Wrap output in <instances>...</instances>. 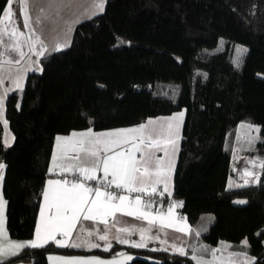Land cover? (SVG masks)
I'll return each mask as SVG.
<instances>
[{
	"label": "trees",
	"instance_id": "trees-1",
	"mask_svg": "<svg viewBox=\"0 0 264 264\" xmlns=\"http://www.w3.org/2000/svg\"><path fill=\"white\" fill-rule=\"evenodd\" d=\"M88 17L73 25L65 47L38 57L42 71H27L22 91L5 95L12 133L7 146L0 137L7 234L32 233L56 133L126 126L183 108L172 175L179 213L190 224L210 213L202 241L244 238L250 264H264V167L256 184L225 188L237 121L260 129L248 153L264 162V77L251 72L264 53V0H105L104 11ZM219 38L244 47L238 63L227 46L204 50ZM118 249L132 253L125 264H196L186 252L119 244L95 251ZM51 251L86 252L48 243L5 261L47 264Z\"/></svg>",
	"mask_w": 264,
	"mask_h": 264
},
{
	"label": "snow or ice",
	"instance_id": "snow-or-ice-1",
	"mask_svg": "<svg viewBox=\"0 0 264 264\" xmlns=\"http://www.w3.org/2000/svg\"><path fill=\"white\" fill-rule=\"evenodd\" d=\"M105 0H97L93 4L96 9L92 15H97L99 12L104 11ZM13 0H7V5L3 9V17H0V23L3 22V18L6 17L11 22L14 13L12 11ZM54 0H50L49 7H53ZM26 8V3L25 6ZM39 10L44 12L43 6H40ZM24 18V28L26 32L20 31L19 27L13 28L9 33L8 27L5 25L0 28V45L5 46L4 51H0V73H3L5 66H8L10 72L11 66L18 65L25 57V53L22 51L23 45L27 44L29 50H34L37 43L41 45L40 51L37 53L39 56L45 54V48L43 41L39 36L36 35L35 29L32 27L31 17L26 11L22 10ZM89 19L91 17H88ZM37 24L41 23V18L37 17ZM8 39L5 41L4 37ZM23 37V41H21ZM66 45H58L55 49L60 51ZM17 53L19 59L7 58L8 53ZM42 71V69H40ZM3 82V77L0 76V83ZM17 89L23 90L22 84L17 78ZM11 91V89H10ZM6 97L0 96V114L3 113V105ZM19 107V104L17 105ZM184 113H178L173 117H169L166 120L167 126L160 124L157 126V121L148 120L147 123H142L136 127L126 129H116L107 132L96 133L92 128H89L85 132L76 133L73 132L72 136L77 137L73 141H68L67 137L57 136V147L62 153L67 154L68 152H74L77 157L83 156V163L90 162L92 167H78L76 170L79 171L80 175L86 181L96 180L97 177L95 172L97 171L100 164L103 165V173L105 177L111 175V179L105 184L97 186L95 188L88 187L82 182H70L68 180H49L48 185L51 187H45L43 191L45 205L49 209L48 215H45V208H41V219L36 226L35 238L29 241L19 242L11 239H5V219H4V205L6 202L0 198V264L10 257L20 256L22 252L27 248H43L50 241H54L57 246L65 247H80V244L69 245L67 241L58 240L56 234L60 233L63 236H69L72 229L76 227L77 221L83 217L84 220H99L101 223H107L109 216H115L116 212H122L129 216H136L149 220L152 223L156 217H150L148 212L142 210L144 202L141 196L137 195L135 201H130L127 196L113 193L112 191H102L101 188L111 189L114 185L116 189H124L130 193H144L151 196L156 193L155 186L152 187L151 192L147 190L148 184H159L163 180L167 179V170L163 167V161L159 157L153 158L154 153L152 149L159 150L161 141L165 144L172 145L173 149L178 151L177 141L179 139L178 129L182 122ZM175 121V123H173ZM5 127L7 121H4ZM250 129L251 125H248ZM257 133L260 129L255 128ZM260 137L256 136L249 140L251 145L255 140H259ZM66 141L65 144L61 145L60 141ZM132 142L133 147L131 149H125V145ZM147 148L148 151H144ZM119 149V150H118ZM111 153V154H109ZM136 153H140L137 158ZM165 154L167 152L165 150ZM57 160L56 154H53V161ZM64 172L69 171L68 167L63 164L58 165ZM264 167V162L261 163ZM5 166L0 164V169ZM53 169H49L51 172ZM246 175H250L258 179L255 173L245 170ZM0 179H2V173H0ZM247 183V181H245ZM137 185H140L139 187ZM231 187V185H230ZM165 191H167V184L165 183ZM94 192V197L92 193ZM118 199L119 204L114 203ZM238 203H246L245 201H238ZM135 207H130L131 205ZM172 205L169 207V217L172 215ZM147 207H151L148 204ZM54 209V212L52 211ZM161 222H164L163 217L160 218ZM168 226H173L171 220H168ZM176 230L186 231L185 227H179ZM120 231H128V229H120ZM89 236L93 235L92 232L88 233ZM150 238V237H149ZM100 240H107V235H100ZM118 239L119 243H129L124 239ZM145 237H141L140 243H135L132 246L137 248L145 247L146 244L143 242ZM245 246L247 240L242 242ZM90 247H100L99 244L90 243ZM110 244L105 247V251L108 250ZM227 247V246H226ZM175 249V245H173ZM181 255H184L183 249H176ZM205 252L209 249L205 248ZM219 249H211L213 260L218 259L216 253ZM230 254L229 260H231ZM197 261V264H213V261H205L202 258H198L195 254L191 257ZM53 259V257H49ZM63 259V258H57ZM132 259L131 256L128 257ZM66 264H106L105 261L99 260L96 257L91 258L90 261L83 260L80 258H72L66 261Z\"/></svg>",
	"mask_w": 264,
	"mask_h": 264
},
{
	"label": "crops",
	"instance_id": "crops-1",
	"mask_svg": "<svg viewBox=\"0 0 264 264\" xmlns=\"http://www.w3.org/2000/svg\"><path fill=\"white\" fill-rule=\"evenodd\" d=\"M19 1H20V5L18 6ZM23 1L24 0H13L12 11L17 12L18 14L20 11V6ZM27 1L25 0V2ZM35 1L36 0H32L33 3ZM6 5H7V0L3 5L0 17H3V9ZM16 7H19L18 11ZM18 15L20 20V13ZM5 20L8 19L6 18ZM4 26L5 25L3 24V22L0 23V28H3ZM20 26L21 23L17 25V27H19V29L22 30ZM43 29L44 28H42L41 30L42 34H44L46 37H49L51 29L49 31H47V29L44 30ZM10 30L11 29L8 28L9 33L11 32ZM4 39L5 41H7L8 37L5 36ZM21 41H23V37H21ZM4 50H5V46L0 45V51H4ZM25 51L26 49L23 50L24 53ZM37 57H39V55ZM7 58L19 59V57H17V55H15L14 52L8 53ZM30 68L31 65L30 62L27 60V56L24 57V59L21 61L20 64L11 66L10 72L8 70V66H5L4 72L0 73V76L3 77V82L0 83V96L5 97L6 93L10 92V89L11 91L13 89H17L16 84L18 77H19V82L23 86L25 75L27 71L31 70ZM181 112H183V108L171 111L170 113L167 114L147 116L144 120L136 124L120 126V127H112V128H103V129L92 128V129L96 133L107 132L116 129H126V128L136 127L142 123H147L148 120L157 121V126H159L160 124H164V126L166 127L167 118L173 117ZM3 116H4V105H3V113L0 114V119H1L0 122L2 123H4L6 119L4 118L3 120ZM173 123H175V121H173ZM181 123L178 129V135H179V139L177 141L178 148H179V140L181 134ZM248 125H251L252 128L250 129L249 127H247ZM89 128L91 127L88 126L84 128L71 129L65 133H56L54 135L51 144V150H50L48 162H47L46 175L43 179V184L41 187L39 201L35 213L32 233L30 237L27 238H14V237H10L6 231L5 239L24 242L35 238L36 226L41 219V215H40L41 208L42 207L45 208V215H48L49 213V209L45 205V200L43 195V191L45 187H51L48 185L49 180H68L70 182L79 181L85 183L88 187L95 188L97 187V185L93 183L97 181H102L106 183L108 180L111 179V175H109L108 177L104 176L103 165L100 164L97 171L95 172L97 179L92 181L84 180V178L80 175L79 171H77L76 169L78 167H92V164L90 162L83 163L82 161L84 158L82 155L77 157V154L74 152H68L67 154H65L62 153L61 150L57 147V139H56L57 136L67 137L68 141L70 142L77 139V137L72 136L73 132L76 133L85 132ZM255 128H257L256 124L245 120H239L236 122L234 126L233 138L230 146L231 160L229 164V173L225 178V188L237 187L243 184H256L258 182V179H256L253 176L246 175L245 173L244 176H241L240 174H237L233 171V166L235 161L240 157H244L245 160L247 161L246 169L249 172L255 173L259 178V169L261 167V160L256 155L248 153L252 149L256 141L255 140L251 145L249 144V140L257 136V132L255 131ZM8 139L9 141L11 140V135L7 137V140ZM65 143L66 141L64 140L60 141L61 145ZM124 147L125 149H131L133 147L132 142H129V144L125 145ZM165 150L167 152V155L165 154ZM144 151H148V149L145 148ZM152 151L154 153L153 158L155 159L159 157L160 159H162L163 167L167 170L166 180H163L161 183L155 185L150 183L147 186V188L149 187L152 188L153 186H155L157 190L161 191L162 199L160 200L159 205L155 207L151 200L148 199L146 200L141 197L142 201L144 202V205L142 206V210L148 212L150 214V217H156V219L153 220L152 223H149V220L138 218L136 216H129L122 212H116L114 217L109 216L107 218V223H101L99 220H84L83 217L81 216V218L76 223V227L72 229V232L69 236H63L60 233H57L56 238L58 240L67 241L69 245L80 244L81 245L80 247H71V246H65V247L78 248L86 252L51 251L48 252L45 256V260L47 264H66V261L72 258H80L83 260L90 261L91 258L93 257L105 261L106 264H125L129 260L128 257L129 256L132 257V253L127 250L118 249L115 252H111V253L97 252L95 250L105 251L104 250L105 247H107L109 244L110 247L115 244L133 247L132 246L133 244L141 242L142 236L145 237V240L143 242L146 244L145 246L146 248L162 249L169 252H179L176 249H183V251L188 253L190 257H192V255L195 254L198 258H202L205 261H213V264H250L252 262L253 256L246 251V247L242 243L243 241H245L244 238H241L235 245H233L230 241L224 239H219L214 244H208L199 238L200 232H202L210 223L212 219V215L208 212L202 213L198 217L195 223L190 224L185 218V216L179 213V206L181 204V199L172 195V175H173V170H174L178 151L174 150L172 145L165 144L163 140L161 141L159 150L152 149ZM54 153L56 154L57 157V160L55 162L53 161ZM136 156L137 158H139L140 153H136ZM0 164H3L1 159H0ZM60 164H63L65 167H68L69 171L67 172L62 171L61 167L58 166ZM50 168L53 169L51 172L49 171ZM2 171L3 169H0V173H2ZM245 181H247V183H245ZM165 183L167 184V191H165ZM137 186L139 187L140 185ZM101 190L110 191L104 188H101ZM118 194L127 196L130 201H135L136 196L139 195V193H135V192L130 193L124 189L123 192H120ZM94 195L95 194L93 192L92 196L94 197ZM0 198H2V200L5 202V198L3 197L1 192V179H0ZM238 199H243V198H235L233 201L238 202L239 201ZM114 203L119 204V200L116 199ZM148 204H151L150 208L147 207ZM172 205L175 206L172 207V215L171 217H169V207ZM130 207H135V205L133 204ZM52 211L54 212V209ZM161 217L165 218L163 223L161 222L160 219ZM4 219H5V205H4ZM169 219L171 220L173 226H168ZM179 227H185L186 231L176 230ZM120 229H128V231H120ZM89 232H92L93 235L89 236L88 235ZM105 234L107 235L108 239L100 240L99 236ZM117 238L127 240L129 241V243H119ZM49 243L57 246V244L54 241H50ZM90 243L99 244L100 247L92 248L89 246ZM173 245H175V249L173 248ZM110 247H108V249ZM205 248L209 249V251L205 252L204 251ZM211 249H219V251L216 253V257L218 259L213 260ZM230 254H233L231 256V260H229ZM49 257H53V259L50 260ZM57 258H63V259H57ZM193 261L197 264L196 260ZM3 264H35V263L30 258H22L14 261H4Z\"/></svg>",
	"mask_w": 264,
	"mask_h": 264
},
{
	"label": "rangeland",
	"instance_id": "rangeland-1",
	"mask_svg": "<svg viewBox=\"0 0 264 264\" xmlns=\"http://www.w3.org/2000/svg\"><path fill=\"white\" fill-rule=\"evenodd\" d=\"M27 1V0H26ZM50 0H36L34 3L32 0H25L22 2L20 6V20H19V13L13 12L14 16L12 17L11 22L5 20L6 17L3 19V24L6 25L10 31L13 28H16L17 25L21 23L20 28L23 32L27 30L24 28V18L22 14V10L26 11L27 14L31 17L32 27L35 29V33L37 36L41 38L43 41V46L45 48V52L56 49L58 45H66L69 41L71 29L73 25L90 15L96 11L93 7V4L97 2V0H54L53 7H49ZM26 3V8L24 7ZM20 5V1L18 6ZM40 6H43L45 11L41 12L39 10ZM17 11L19 7H16ZM37 17L41 18V23L37 24L35 21ZM21 21V22H20ZM42 28L47 29L50 31V36L46 37L42 34ZM43 29V30H44ZM224 46H227L229 51H231V59L234 63H238L240 57L244 53V47L238 43L227 42L222 38H219L217 44L213 48L204 49L207 51L221 49ZM41 45L37 43L34 47V50L30 51L29 46L27 44L23 45L22 51H25V57L27 56V60L30 62L31 68L38 70L40 69V65L38 62V55L37 53L40 51ZM15 55L18 56L17 53ZM14 57V56H13ZM264 53L258 52L254 58V63L252 65L251 72L264 77ZM12 91L19 92L20 89H13ZM184 113V109H183ZM3 116V120H4ZM183 119V118H182ZM1 120V119H0ZM6 121V119H5ZM1 124V141L2 144L7 146L12 142V133L7 126L5 127V123L0 122ZM182 124V123H181ZM11 135V140H7V137ZM239 201H243V199H238Z\"/></svg>",
	"mask_w": 264,
	"mask_h": 264
},
{
	"label": "built area",
	"instance_id": "built-area-1",
	"mask_svg": "<svg viewBox=\"0 0 264 264\" xmlns=\"http://www.w3.org/2000/svg\"><path fill=\"white\" fill-rule=\"evenodd\" d=\"M247 167V161L245 160L244 157H240L238 158L235 163H234V166H233V171L237 174H240L241 176H244V173H245V169ZM97 186H100V185H103L105 184L104 182L102 181H97L95 183H93ZM103 188V187H102ZM105 189V188H104ZM151 189L152 188H147L148 192L150 193L151 192ZM107 190H110L114 193H120V192H123V189H116L115 186H112L111 189H107ZM139 195L143 198V199H148V200H151L153 202V205L155 207H157L160 203V200L162 199V193L161 191L157 190L156 189V193L152 194L151 196L149 195H146L144 193H139Z\"/></svg>",
	"mask_w": 264,
	"mask_h": 264
}]
</instances>
